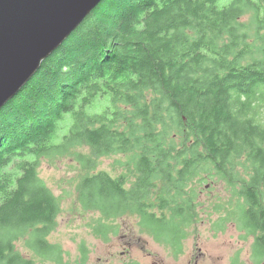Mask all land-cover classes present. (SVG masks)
Listing matches in <instances>:
<instances>
[{"label": "trees", "instance_id": "obj_1", "mask_svg": "<svg viewBox=\"0 0 264 264\" xmlns=\"http://www.w3.org/2000/svg\"><path fill=\"white\" fill-rule=\"evenodd\" d=\"M105 96L102 113L87 112ZM70 155L97 235L132 215L180 253L198 218L196 185L222 179L262 257L264 0H102L0 108V264H62L49 242L60 204L37 167ZM113 155L128 157L124 173L96 169Z\"/></svg>", "mask_w": 264, "mask_h": 264}, {"label": "rangeland", "instance_id": "obj_2", "mask_svg": "<svg viewBox=\"0 0 264 264\" xmlns=\"http://www.w3.org/2000/svg\"><path fill=\"white\" fill-rule=\"evenodd\" d=\"M152 98V94H147L146 102H150ZM107 106L109 97L105 96L87 107V112L100 114ZM66 126V123L63 124V127ZM75 152L90 155L87 148H80ZM127 161V156L120 155L101 158L96 161V169L117 176L125 172L120 163ZM79 169L80 164L74 155L53 160L41 158L37 167L39 178L51 189L60 204L61 212L57 218V226L50 234L49 242L62 248V264H187L185 253L177 256L178 253L176 254L172 247L158 243L151 235L141 231L139 219L132 215L105 221L108 227L106 235H97L94 228L100 220L99 216L85 212L77 201L75 186L80 176L85 173L81 171L79 174ZM194 195V204H199L196 208L199 217L186 229L189 236L187 240L182 241L181 247L192 249L200 240L205 246L196 247L192 252L197 254V248H201L205 262L256 264L258 259L252 258L253 241L241 239L246 233L239 230L238 221L232 216V210L235 204H238V197L233 193L236 198L231 200L232 194L225 182L220 179L216 183L209 181L208 184H198ZM208 204H212L211 212H207ZM218 204H224L226 207V204H232L233 208L215 212L214 205ZM235 216L237 217V214ZM197 233L200 234L199 239L195 238ZM17 248L31 256L22 243H19ZM81 248L87 250L85 261ZM261 261L262 259L259 263ZM36 264L54 263L37 261Z\"/></svg>", "mask_w": 264, "mask_h": 264}, {"label": "water", "instance_id": "obj_3", "mask_svg": "<svg viewBox=\"0 0 264 264\" xmlns=\"http://www.w3.org/2000/svg\"><path fill=\"white\" fill-rule=\"evenodd\" d=\"M101 1L0 0V108Z\"/></svg>", "mask_w": 264, "mask_h": 264}, {"label": "flooded vegetation", "instance_id": "obj_4", "mask_svg": "<svg viewBox=\"0 0 264 264\" xmlns=\"http://www.w3.org/2000/svg\"><path fill=\"white\" fill-rule=\"evenodd\" d=\"M206 188V187H205ZM206 189H209L208 187L206 188ZM199 205V204H198ZM211 205L212 204H208V209H207V212H211L210 211V207H211ZM200 207V206H199ZM206 212V213H207ZM198 217H199V215H198ZM198 219V218H197ZM215 235V234H214ZM188 236H189V233H187L186 235H185V237L182 239V241H185V240H187L188 239ZM199 237H200V234H195V238L196 239H199ZM246 239H244V238H241V239H243V240H245V241H247V240H249V239H252V241H253V243H252V247H253V256H252V258L253 259H258L257 260V263H259V261L262 259V261L264 260L263 259V256L261 257V254H260V251H262V249H261V246H262V244H263V241H262V239L257 235V234H245V236H244ZM260 239V240H259ZM182 241H181V243H182ZM204 247L205 246V244L204 243H202V241H200V240H198V243H196V245H194V247L192 248V249H189L188 247H186V248H181V251H180V253H178L177 254V256L178 255H180L181 253L182 254H184L185 253V255H186V259H187V264H213V263H209L208 261H204V253L202 252V249L201 248H197V254H195L194 252H192L193 250H195L196 249V247ZM238 259V263H239V258H237ZM262 261L259 263V264H261L262 263ZM256 263V264H257Z\"/></svg>", "mask_w": 264, "mask_h": 264}, {"label": "bare ground", "instance_id": "obj_5", "mask_svg": "<svg viewBox=\"0 0 264 264\" xmlns=\"http://www.w3.org/2000/svg\"><path fill=\"white\" fill-rule=\"evenodd\" d=\"M75 105V104H74Z\"/></svg>", "mask_w": 264, "mask_h": 264}]
</instances>
